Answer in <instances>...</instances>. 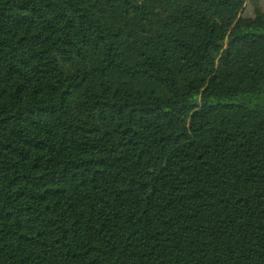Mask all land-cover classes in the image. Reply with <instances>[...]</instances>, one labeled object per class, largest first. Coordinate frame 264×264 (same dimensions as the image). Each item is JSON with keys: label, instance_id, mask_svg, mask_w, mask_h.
Wrapping results in <instances>:
<instances>
[{"label": "trees", "instance_id": "1", "mask_svg": "<svg viewBox=\"0 0 264 264\" xmlns=\"http://www.w3.org/2000/svg\"><path fill=\"white\" fill-rule=\"evenodd\" d=\"M0 0V264H264V9Z\"/></svg>", "mask_w": 264, "mask_h": 264}, {"label": "rangeland", "instance_id": "2", "mask_svg": "<svg viewBox=\"0 0 264 264\" xmlns=\"http://www.w3.org/2000/svg\"><path fill=\"white\" fill-rule=\"evenodd\" d=\"M258 9H264V0H248L242 16L255 17Z\"/></svg>", "mask_w": 264, "mask_h": 264}]
</instances>
